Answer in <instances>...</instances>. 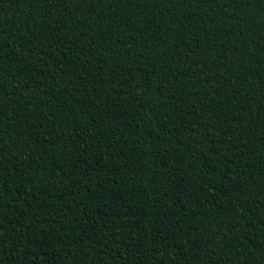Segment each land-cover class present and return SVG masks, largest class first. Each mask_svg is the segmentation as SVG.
Returning <instances> with one entry per match:
<instances>
[{"label": "trees", "instance_id": "16d2710c", "mask_svg": "<svg viewBox=\"0 0 264 264\" xmlns=\"http://www.w3.org/2000/svg\"><path fill=\"white\" fill-rule=\"evenodd\" d=\"M0 264H264V0H0Z\"/></svg>", "mask_w": 264, "mask_h": 264}]
</instances>
